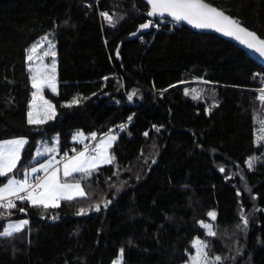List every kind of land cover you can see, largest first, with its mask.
I'll list each match as a JSON object with an SVG mask.
<instances>
[{
    "label": "trees",
    "instance_id": "1",
    "mask_svg": "<svg viewBox=\"0 0 264 264\" xmlns=\"http://www.w3.org/2000/svg\"><path fill=\"white\" fill-rule=\"evenodd\" d=\"M206 1L264 39V0ZM149 10L141 0H0V143L28 140L0 187L23 179L53 135L65 157L81 148L78 131L101 137L134 118L111 164L74 177L86 198L0 209V231L28 221L0 236V264H113L121 250L124 264H186L197 238L219 264H264V67L231 42L162 19L117 57ZM45 36L58 46V93L45 90L57 115L32 125L27 50ZM213 211L208 236L200 222Z\"/></svg>",
    "mask_w": 264,
    "mask_h": 264
},
{
    "label": "snow or ice",
    "instance_id": "2",
    "mask_svg": "<svg viewBox=\"0 0 264 264\" xmlns=\"http://www.w3.org/2000/svg\"><path fill=\"white\" fill-rule=\"evenodd\" d=\"M151 6V11L147 13L148 16L164 17L165 15L172 17L177 22H186L196 29H214L217 32H221L225 36H230L240 43L244 44L248 49L258 53L261 57H264V39H261L257 34L249 31L246 27L242 26L238 20L230 18L223 11L217 10L215 7L209 6L204 3L203 0H148ZM107 19V13H102ZM142 28H148L149 23H145ZM43 40L48 44V50L43 52V56L55 57L54 44L48 39L47 36L43 37ZM42 47V45H41ZM37 51V46L34 45L30 49V54L27 56L28 61H33L34 57L31 53ZM46 69V71H45ZM31 73L32 87L36 89L33 92V102L30 105V111H28L27 122L29 124H42L46 119H50L55 114L54 106L44 99L41 94L42 89L47 87L53 92H56V65L53 59L51 67L47 65L43 67H29ZM195 93V89L192 90ZM185 94H189L186 90ZM131 96L129 99L131 100ZM193 98H198L197 95H193ZM39 99L43 103L41 110L43 116L36 112L37 105L36 100ZM264 101V95L260 97ZM73 103H77L76 100ZM35 113V115H34ZM123 127V126H122ZM82 135V134H78ZM147 135V133H145ZM92 139H96L95 135ZM116 139L115 136H110L105 142L98 145L99 150H94L95 155H88V149L78 153V155L67 159L63 165L64 177H71L74 173H80L82 179H87L95 172L102 164L111 163L113 157L109 155L107 149L110 147L111 142ZM25 141L23 139L7 141L4 144H0V177L8 176L16 167L20 160V151ZM47 151H55V149H48ZM40 153H38L39 155ZM253 161H249V167L252 166ZM49 169H53L49 172ZM38 171H43L45 175L37 178L35 184L31 183L27 175L23 180H17L15 178L8 179L3 187H0V209H4L5 212L16 207L15 200L21 202L28 201L32 206H42L45 210L48 208H57L60 206L61 201H72L74 199L86 198V193L79 180L74 183H68L67 180L61 182L58 175L59 168H53L51 161L47 164H41L40 168H32L31 172L34 174ZM223 171V169H221ZM23 193V195H21ZM100 210V205H95V211ZM24 211V209H21ZM87 210L81 208L78 212L79 215L86 214ZM10 214V213H9ZM208 217L211 220L216 219V213L209 212ZM241 219L244 225H247V219L243 216ZM28 224L27 220H21L16 223H8L3 230L0 231V236L11 237L14 233L21 232ZM201 227L207 230L208 236H215L213 227L209 223L203 221L200 222ZM193 247L196 249V255L191 257V264H209L208 253L205 251L208 247L207 243L199 239L195 240ZM123 259V250L120 253V260ZM221 257H215L213 264H219Z\"/></svg>",
    "mask_w": 264,
    "mask_h": 264
},
{
    "label": "crops",
    "instance_id": "3",
    "mask_svg": "<svg viewBox=\"0 0 264 264\" xmlns=\"http://www.w3.org/2000/svg\"><path fill=\"white\" fill-rule=\"evenodd\" d=\"M57 77H58V71H57ZM58 87H59V82H58V86H57V89H56V92L57 93H58ZM31 104H32V102H30V105ZM30 105H29V108H30ZM40 105H41V103H39V105H37V112L42 116V110H41V106ZM30 110L31 109H29V111ZM56 115H57V112L55 110V114H54L53 117L55 118ZM32 125H37V124H32ZM80 132H82V131H78L77 133H80ZM93 135H95L96 139H92V136ZM83 138L84 139H83L82 143H88L90 141H94L96 143V146H97V141H98V139L100 137H98L95 133H92V134L86 135ZM17 139H23L25 141V143H24V145H23V147L21 148V151H20V159H21V156H22V154H23V152H24V150H25V148H26V146L28 144V140L26 138H16V139H11V140H17ZM11 140L3 141L0 144H4L5 142L11 141ZM59 141H60V137H59L58 134L53 135L52 138H51V140H44V141H42L39 144V146L37 147V150L35 152V156H34V166L32 168H38L39 169L41 164H47V163H49V161H51L52 164H53V168H59L60 169V172L58 173V175H59V177L61 179V182H64L65 180H67L68 183H74V182H76V180H79V179H74V177L81 176V174L80 173H74L71 177H67L66 178L63 175V165L67 161V159L78 155V153L81 152V151H84L85 148H80L79 150L75 151L72 155H69V156H65V157L64 156H60L59 153H58ZM78 145H80V144H78ZM112 147H113V145H111L109 147V149L111 150ZM48 149H55V151H47ZM38 153H40V154L38 155ZM88 155H93L90 150H88ZM113 161H114V157H113L112 162ZM18 163H17V165H18ZM111 163L102 164L98 168H100V167H102L104 165L111 164ZM32 168L25 173L24 178L27 175L28 180L31 183L35 184L36 181H37V178L43 177L45 175V173L43 171H38V172H36V173L33 174L31 172ZM52 170L53 169H49V172H51ZM23 179H17V180H23ZM80 183H81V185H82V187L84 189V186H83V184H82L81 181H80ZM84 191H85V189H84ZM21 195H23V193ZM16 222H19V221H16ZM16 222H12V223H16Z\"/></svg>",
    "mask_w": 264,
    "mask_h": 264
},
{
    "label": "rangeland",
    "instance_id": "4",
    "mask_svg": "<svg viewBox=\"0 0 264 264\" xmlns=\"http://www.w3.org/2000/svg\"><path fill=\"white\" fill-rule=\"evenodd\" d=\"M48 39H49L50 41H52V43L54 44V51H55V53H56L55 57L53 58V57H51L50 55L47 56V57L43 56V52L47 51L49 46H48V44L43 40V38H41V39L38 40L36 43H34L33 45H31V46L28 48V50H27V56H28V55L30 54V49H31L34 45L37 46V51H36L35 53H31V54L33 55V57H34V60L30 62V61H28V59H27V68H28V72H29V67H30V66L33 67V68H37V67H43L44 65H47V67L50 68V67H51V64H52V61H53V59H54V60H55V65H56L55 76H56V89H57L58 82H59V78L57 77V71H58V46H57V43L54 42L52 39H50V38H48ZM41 45H42V47H41ZM45 71H46V69H45ZM29 74H30V76H31V73H30V72H29ZM59 84H60V82H59ZM46 89H48V90H49L50 92H52L53 94H57V92H53L51 89H49V88H47V87H44V88L42 89V92H41V94L43 95L44 99H46L49 103H51V104L54 106V104H53L50 100H48L47 97H46V95H45V90H46ZM35 91H36V89L33 88V92H35ZM33 92H32V94H33ZM31 102H33V96H32ZM39 103H41V105H42L43 102H42L41 100L37 99V100H36V105H39ZM41 105H40V106H41ZM29 109H30V108H29ZM54 109H55V107H54ZM36 112H37V109H36ZM34 115H35V113H34ZM42 116H43V112H42ZM53 116H54V115H53ZM53 116H51L50 119H46L47 121L45 120V123L48 122V121H50V120H53V119H54ZM42 124H44V123H42ZM37 125H39V124H37ZM263 132H264V124L262 123L261 126L258 128V131H257V138H258V139H261V138H262V136H263ZM78 134H82V135H78ZM86 135H89V134H85L84 132L77 133V134L74 136L73 142L76 143V144H80V145H82V144H83L82 141H83V139H84L83 137H85ZM109 137H110L109 134H108V135L101 136V137L98 139V141H97V146L100 145L102 142L107 141V140L109 139ZM114 143H115V140L111 142V145H114ZM111 145H110V146H111ZM107 151H108L109 155L112 156V154H111V150L109 149V147H108ZM216 218H217V214H216ZM210 220H211V219H210ZM215 220H216V219H215ZM215 220H211V221H209V222H205V223H209V224L212 225V227H213V231H214V232H215V225H214V221H215ZM203 229H204V228H203ZM204 230H205V232H206V234H207V230H206V229H204ZM197 239L203 241V240L200 239V238H197ZM197 239H196V240H197ZM204 242H205V241H204ZM207 245H208V244H207ZM194 249H195V248H194ZM205 251L208 253V262H209V264H213V262H214L215 259H214V258H211V257L209 256V250H208V247H207V249H206ZM195 255H196V249H195V253H194L193 255L190 256V259H189V261H188L186 264H191V257H193V256H195ZM113 264H124V259L120 260V257H119L118 259L115 260V262H114Z\"/></svg>",
    "mask_w": 264,
    "mask_h": 264
},
{
    "label": "water",
    "instance_id": "5",
    "mask_svg": "<svg viewBox=\"0 0 264 264\" xmlns=\"http://www.w3.org/2000/svg\"><path fill=\"white\" fill-rule=\"evenodd\" d=\"M141 1H143L149 7V9H150L149 11H151V6L148 3V0H141ZM203 2L207 3L211 7L217 8V10L223 11L230 18L235 19L232 15H230L229 13L224 11L223 9L219 8L218 6H216V5L212 4V3H209L206 0H203ZM158 19L171 20L172 22H175V23H177V24H179L181 26H184V27L188 28L189 30H191V31H193L195 33H198V34L218 36L219 38H221V39H223L225 41L231 42V43L237 45L238 47H240L245 53H247L251 57V59H253L256 63H258L259 65L264 67V57H261L258 53L254 52L253 50L248 49L244 44L240 43V41H238L237 39H235L233 37H230V36H225L221 32H217L214 29H196V28L192 27L191 25L187 24L186 22H183V21L182 22H177L172 17L167 16V15H165L164 17L149 16L148 20L145 22V23H149V27L148 28H142L141 26L145 24V23H143L136 29V31L130 33L129 35H127L126 37H124L120 41V43L118 45V48L116 50L117 57H119L121 55V52H122V49H123V45L126 42L137 40V39L141 38L142 36L151 33L152 29H153L154 22L156 20H158ZM235 20H238V19H235ZM239 23L242 26L246 27L241 21H239ZM246 29L251 31V32H253V33H255V34H257V36L259 38L263 39L262 37H260V35L257 32L249 29L248 27H246Z\"/></svg>",
    "mask_w": 264,
    "mask_h": 264
},
{
    "label": "built area",
    "instance_id": "6",
    "mask_svg": "<svg viewBox=\"0 0 264 264\" xmlns=\"http://www.w3.org/2000/svg\"><path fill=\"white\" fill-rule=\"evenodd\" d=\"M162 22L163 23L160 24L161 26H163V25H174L176 27L180 26L179 24H177L175 22H172L171 20L162 19ZM160 25H159V23H156V21H155L153 26H155L156 28H160L161 27ZM256 91L260 94V97H261L262 95H264V86L261 87V88L256 89ZM133 123H134V118H130L127 123L122 124V125H120V126H118L116 128L111 129L108 134L110 136H115L116 137L115 141H116L118 135L121 133V131L124 129V127L127 126V125H132ZM108 134H105V135H108ZM80 147L81 148H86L87 147V149L90 150L93 155H95V151L94 150H99L98 147L96 146V143L94 141H90L88 143H83L82 145H80ZM12 199L16 203L17 200H15V197H12Z\"/></svg>",
    "mask_w": 264,
    "mask_h": 264
}]
</instances>
